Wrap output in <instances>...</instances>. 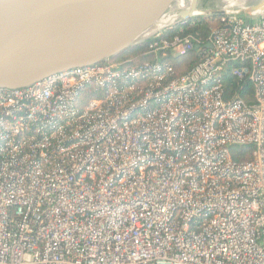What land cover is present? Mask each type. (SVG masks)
Listing matches in <instances>:
<instances>
[{"label": "built area", "instance_id": "2783aa9c", "mask_svg": "<svg viewBox=\"0 0 264 264\" xmlns=\"http://www.w3.org/2000/svg\"><path fill=\"white\" fill-rule=\"evenodd\" d=\"M247 14L0 88V264H264V14Z\"/></svg>", "mask_w": 264, "mask_h": 264}, {"label": "water", "instance_id": "95a60500", "mask_svg": "<svg viewBox=\"0 0 264 264\" xmlns=\"http://www.w3.org/2000/svg\"><path fill=\"white\" fill-rule=\"evenodd\" d=\"M120 1L0 0V88L25 87L72 67L116 58L148 39L135 41L166 14L170 4L151 2L147 17L133 32L126 28L130 15L118 28L111 25ZM239 12L203 8L199 0H189L181 20Z\"/></svg>", "mask_w": 264, "mask_h": 264}, {"label": "bare ground", "instance_id": "6f19581e", "mask_svg": "<svg viewBox=\"0 0 264 264\" xmlns=\"http://www.w3.org/2000/svg\"><path fill=\"white\" fill-rule=\"evenodd\" d=\"M168 1L170 4L167 7V11L165 12L166 14L160 17L159 20L153 26H151L141 35H139L135 41L146 39L152 36L153 34H155L157 31L163 29V27L181 20V16L183 14V11L187 8L189 0H187L186 5L185 4L174 5L177 0H155V4H159L162 2L166 3ZM237 1L241 3L239 9H233L234 8L233 7V8H227L225 10L223 8H219L217 4L215 5V7L225 12L239 10V11L247 12L252 15L264 14V0H253V1L237 0ZM133 5L135 6L132 7ZM149 8H151V0H121L113 9L114 13L111 18V25L114 26L113 29L118 28L121 21L125 20V18L128 15H130L131 20L126 24V28H128L127 29L128 31L132 30L133 32H135L140 28V25L147 17V13L150 10ZM260 11H262L263 13H261ZM167 14L169 15V17L165 18ZM126 33L127 35H129L128 32Z\"/></svg>", "mask_w": 264, "mask_h": 264}, {"label": "trees", "instance_id": "16d2710c", "mask_svg": "<svg viewBox=\"0 0 264 264\" xmlns=\"http://www.w3.org/2000/svg\"><path fill=\"white\" fill-rule=\"evenodd\" d=\"M185 25L186 26L183 30V34L191 33L194 35H198V37H200V38H206L211 31L210 29L214 26L218 27L220 25V23L216 18L209 17L208 19L197 20V21H195V23H193L191 25H187V24H185ZM144 49L145 48L143 46H133L121 54L122 59H127L133 55H136L140 51H144ZM189 60H191V62L189 63V67H190L194 64V56H191L189 58ZM246 85L248 87V84H246ZM235 90H236V88H235ZM238 90L239 89L237 88V91ZM238 94L242 95V91H239Z\"/></svg>", "mask_w": 264, "mask_h": 264}, {"label": "rangeland", "instance_id": "374dc122", "mask_svg": "<svg viewBox=\"0 0 264 264\" xmlns=\"http://www.w3.org/2000/svg\"><path fill=\"white\" fill-rule=\"evenodd\" d=\"M253 1V0H252ZM151 2H153V3H155V0H151ZM186 3H187V0H177L176 2H175V4L174 5H176V4H185L186 5ZM199 3H200V5H201V7H215V5L217 4V6L219 7V8H223V9H227V8H233V9H239L240 8V2L239 1H237V0H199ZM173 5V6H174ZM135 5H133L132 7H134ZM145 6V5H144ZM131 7V8H132ZM149 9H151V8H149ZM132 10V9H131ZM144 12H146V11H144ZM261 13H263L262 11H260ZM242 13L243 14H247L246 12H243L242 11ZM248 15V14H247ZM210 17H213V18H218V16H210ZM209 17L207 16L205 19H208ZM192 23H187V25H191ZM213 28H216L215 26L214 27H212L211 29H213ZM210 29V30H211ZM143 52L144 51H140L138 54H136V55H133V56H131V57H129V58H131V59H134V60H138V59H142L143 57H145V55L143 54ZM117 59H122V55H119V56H117L115 59H113V60H117ZM191 62V60H188V61H186V62H184L182 65H180V66H177L176 67V72L177 73H181V72H184L185 70H187L188 68H189V63Z\"/></svg>", "mask_w": 264, "mask_h": 264}]
</instances>
